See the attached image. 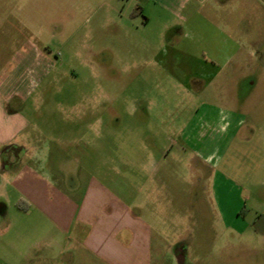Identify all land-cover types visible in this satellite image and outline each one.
Wrapping results in <instances>:
<instances>
[{"label": "rangeland", "instance_id": "1", "mask_svg": "<svg viewBox=\"0 0 264 264\" xmlns=\"http://www.w3.org/2000/svg\"><path fill=\"white\" fill-rule=\"evenodd\" d=\"M202 1L217 77L187 83L209 71L182 32L189 6L173 18L152 4L132 15L137 0H0V20L39 36L55 65L27 107V153L0 168V264H57V223L5 181L24 167L68 204L89 192L129 208L148 264H264L248 229L264 205L251 185L264 175V0Z\"/></svg>", "mask_w": 264, "mask_h": 264}, {"label": "crops", "instance_id": "2", "mask_svg": "<svg viewBox=\"0 0 264 264\" xmlns=\"http://www.w3.org/2000/svg\"><path fill=\"white\" fill-rule=\"evenodd\" d=\"M137 1L142 3L144 12L152 4L173 18H182L183 11L189 6L187 23L193 27L183 28V35L185 39L202 44L196 55L206 51L203 43L205 36L199 27L205 25L207 19L202 0ZM54 67L50 54L40 45L39 36L32 38L26 35L24 28L14 26L10 20H0V152L4 147L9 148L4 162L0 157V168L5 164L9 171L12 170L27 153L32 129L27 107ZM209 115V119H219L211 113ZM262 169L264 174V164ZM5 181L36 203L46 216L57 223L56 236L53 245H50L55 250L54 261L57 264H77L79 261L84 264L152 263L150 241L144 238V230L138 220L132 217L129 208L119 205L117 209L104 211L105 197L89 192L77 205L73 202L68 204L62 194H47V184L34 175L31 167H24L16 176ZM251 185L263 187V195L259 196L264 202V175L262 179L253 180ZM99 200L103 201L100 205L96 203ZM257 212L258 216L248 229L264 239V205ZM68 249H75V252L68 256Z\"/></svg>", "mask_w": 264, "mask_h": 264}, {"label": "flooded vegetation", "instance_id": "3", "mask_svg": "<svg viewBox=\"0 0 264 264\" xmlns=\"http://www.w3.org/2000/svg\"><path fill=\"white\" fill-rule=\"evenodd\" d=\"M207 54L206 51H203L200 55H199V60L202 62V71H206L209 69V71H206L205 73H201L200 71V74H196V75H190L188 78H187V83H202V82H205V80L207 78H211V80L213 78H216L217 77V73H215L214 69H212V67L214 68L215 66H217V63L216 61H214L213 59H209L207 57ZM220 56V55H218ZM225 63L227 62H231L232 60V57H233V54L231 55V53L229 54H225L224 56H221ZM208 58V59H207ZM202 59V60H201ZM219 72V71H218ZM184 255V250H183V247L181 248V251L178 253V256L182 257Z\"/></svg>", "mask_w": 264, "mask_h": 264}, {"label": "trees", "instance_id": "4", "mask_svg": "<svg viewBox=\"0 0 264 264\" xmlns=\"http://www.w3.org/2000/svg\"><path fill=\"white\" fill-rule=\"evenodd\" d=\"M142 10H143V8L139 7L132 13V15H137L138 13L142 12Z\"/></svg>", "mask_w": 264, "mask_h": 264}]
</instances>
